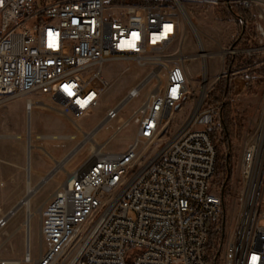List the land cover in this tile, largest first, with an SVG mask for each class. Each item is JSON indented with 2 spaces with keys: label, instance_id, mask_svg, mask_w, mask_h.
<instances>
[{
  "label": "built area",
  "instance_id": "built-area-1",
  "mask_svg": "<svg viewBox=\"0 0 264 264\" xmlns=\"http://www.w3.org/2000/svg\"><path fill=\"white\" fill-rule=\"evenodd\" d=\"M187 1L249 8L264 44V0H0V98L41 95L53 105L46 107L78 124L111 87L109 62L143 66L176 43ZM147 34L158 42L145 43ZM168 61L158 92L123 118V108L141 93L135 86L108 111L92 133L117 122L115 134L40 209L38 258L30 210L23 258L0 264H264V125L245 141L240 209L228 225L211 137L220 107L207 104L213 89L204 85L193 112L168 134L177 111L196 94L185 64ZM34 106L27 102L29 115ZM131 124L136 133L126 150L106 153ZM14 214L0 219V230Z\"/></svg>",
  "mask_w": 264,
  "mask_h": 264
},
{
  "label": "rangeland",
  "instance_id": "rangeland-1",
  "mask_svg": "<svg viewBox=\"0 0 264 264\" xmlns=\"http://www.w3.org/2000/svg\"><path fill=\"white\" fill-rule=\"evenodd\" d=\"M183 3L190 22L183 20L176 43L165 54L152 55L143 66L132 61L109 62L104 72L111 87L102 95L99 106L87 112L78 124L46 107L43 101L36 103L31 122L26 126V121L22 122L10 102L0 98V219L6 215L5 206L11 194L20 190L25 194L29 192L30 185L33 189L35 177L32 175L31 180V168L41 172L56 169L35 194L26 198H33L30 210L35 213L31 221L34 259L38 258L40 252V209L69 174L80 168L93 154L91 147L99 150L98 145L115 134L117 122L104 124L97 134L88 132L90 126L108 110L115 108L133 87L138 86L140 95L131 100L121 114L123 118L129 117L142 105L148 93L158 92L161 84L159 78H163V67L170 64L168 60L185 64L189 81L196 91L195 97L177 111L168 134L177 131L193 112L203 96L202 87H212L207 104L220 107L212 129L219 164L215 187L219 191L221 189L225 196L227 224L231 225L237 217L240 209L237 198L242 189V150L247 137L263 126L264 44L259 43L255 17L254 24L244 28L234 19H225L230 15V8L190 1ZM204 47L210 55L207 64L200 56ZM231 50L235 54L228 53ZM152 59L155 61H150ZM223 72L226 77L218 81V77L214 76ZM147 78L150 80L143 84ZM47 105L53 106L51 103ZM135 133L136 126L131 124L107 144L105 152H124ZM29 135L32 141L28 145ZM72 151V156L65 163L62 162ZM26 215L22 204L7 226L0 230V260L23 258L25 232L22 225Z\"/></svg>",
  "mask_w": 264,
  "mask_h": 264
},
{
  "label": "crops",
  "instance_id": "crops-1",
  "mask_svg": "<svg viewBox=\"0 0 264 264\" xmlns=\"http://www.w3.org/2000/svg\"><path fill=\"white\" fill-rule=\"evenodd\" d=\"M214 77H218V74H216ZM40 98H43V100ZM5 100L10 102L11 106L17 111L18 117L22 120V122L25 123V121H26V123H25L26 126L28 124H30V122H31V114H32V112H34L33 109L36 106L37 102H43L44 101L45 104H50L49 103L50 101L46 97L41 96V95H36V94H32V95H28V96H22V97H16V98H12V99H5ZM29 100L35 103V106L32 108L30 115L27 113V108H26V104ZM108 111H110V110H108ZM108 111L105 114H103V116H101L97 120V122H95L94 124H92L90 126V130L88 132L93 131L96 127H98L101 124V122L103 121V119L107 115ZM55 159H60V158L55 157ZM30 166H31V164H30ZM49 172H50V170L45 171V172H41V171L33 170L31 168V180H32V175H33L35 177L34 184L38 185L47 176V174ZM26 193L24 194V192L22 190H20L14 194H11V196L9 197V199L6 203V206H5V213L8 214L10 211H12L14 209V207H16L18 205V203L25 197Z\"/></svg>",
  "mask_w": 264,
  "mask_h": 264
},
{
  "label": "bare ground",
  "instance_id": "bare-ground-1",
  "mask_svg": "<svg viewBox=\"0 0 264 264\" xmlns=\"http://www.w3.org/2000/svg\"><path fill=\"white\" fill-rule=\"evenodd\" d=\"M181 9H182V13H183V15L185 14V16L186 17H184V18H186L185 20L186 21H188V22H190V17L185 13L186 12V10L183 8V7H181ZM156 42H158V35H155V34H147V35H145V43H156ZM204 46V45H203ZM168 49H170V48H165V52L168 50ZM200 56H201V58H202V60L204 61V63H206L207 64V60H208V58H209V54L205 51V47H204V49H203V51L201 52V54H200ZM150 61H155L154 59H152V60H150ZM133 88H135V87H133ZM132 88V89H133ZM131 89V90H132ZM204 89H205V87L203 88V91H204ZM130 90V91H131ZM134 90V89H133ZM138 91V89H135L134 90V92H137ZM261 121H262V123H263V125H264V109H263V113H262V119H261ZM32 141V138H31V136L29 135L28 136V145H29V143ZM29 148H30V146H29ZM91 150H92V153H97L98 152V149H95V147L94 146H92L91 147ZM28 155H30V150H28ZM83 167H84V164L80 167V168H78L77 170H81V169H83ZM29 185V184H28ZM32 190H34L32 193H31V191ZM28 191L30 192V196H32L33 195V193L35 194L36 193V191H37V188H33L32 189V186L30 185V186H28ZM32 194V195H31ZM28 195V196H29ZM27 196V197H28ZM255 196H256V193H253V195H252V200H254L255 199ZM33 199V198H32ZM32 199H26V200H24V202H23V205L25 206V211H26V217H27V221H26V224L28 225L29 224V221H30V206H31V202H32Z\"/></svg>",
  "mask_w": 264,
  "mask_h": 264
},
{
  "label": "trees",
  "instance_id": "trees-1",
  "mask_svg": "<svg viewBox=\"0 0 264 264\" xmlns=\"http://www.w3.org/2000/svg\"><path fill=\"white\" fill-rule=\"evenodd\" d=\"M225 19H234L237 23H240L244 26H248L249 24H254V18L251 14L249 8L238 5L236 7L230 8V15H228ZM212 140H215V135L211 131ZM219 168V164L217 163V170Z\"/></svg>",
  "mask_w": 264,
  "mask_h": 264
},
{
  "label": "water",
  "instance_id": "water-1",
  "mask_svg": "<svg viewBox=\"0 0 264 264\" xmlns=\"http://www.w3.org/2000/svg\"><path fill=\"white\" fill-rule=\"evenodd\" d=\"M150 79L149 78H147L144 82H143V84L144 83H146V82H148ZM75 151V150H74ZM74 151H72L62 162H66L71 156H72V153L74 152ZM56 172V169H54L53 171H51L43 180H42V182L39 184V185H37L36 186V188H39L40 187V185H42L44 182H46L47 180H49L52 176H53V174ZM25 200V199H24ZM24 200H22V201H20L19 203H18V205L16 206V207H14V209L11 211V213H13V212H15L20 206H21V204H23V202H24Z\"/></svg>",
  "mask_w": 264,
  "mask_h": 264
},
{
  "label": "snow or ice",
  "instance_id": "snow-or-ice-1",
  "mask_svg": "<svg viewBox=\"0 0 264 264\" xmlns=\"http://www.w3.org/2000/svg\"><path fill=\"white\" fill-rule=\"evenodd\" d=\"M169 28H170V26H169Z\"/></svg>",
  "mask_w": 264,
  "mask_h": 264
}]
</instances>
